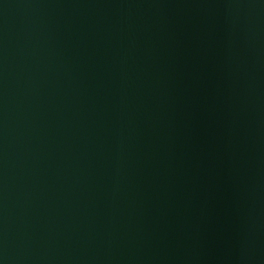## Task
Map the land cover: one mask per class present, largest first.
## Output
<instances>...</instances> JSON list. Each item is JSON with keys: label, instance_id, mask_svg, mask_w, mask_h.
Masks as SVG:
<instances>
[{"label": "water", "instance_id": "obj_1", "mask_svg": "<svg viewBox=\"0 0 264 264\" xmlns=\"http://www.w3.org/2000/svg\"><path fill=\"white\" fill-rule=\"evenodd\" d=\"M0 264H264V0H0Z\"/></svg>", "mask_w": 264, "mask_h": 264}]
</instances>
